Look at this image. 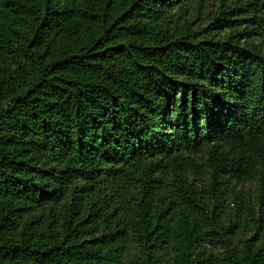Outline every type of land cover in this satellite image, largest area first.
<instances>
[{
    "label": "trees",
    "instance_id": "1",
    "mask_svg": "<svg viewBox=\"0 0 264 264\" xmlns=\"http://www.w3.org/2000/svg\"><path fill=\"white\" fill-rule=\"evenodd\" d=\"M0 264H264V0H0Z\"/></svg>",
    "mask_w": 264,
    "mask_h": 264
}]
</instances>
